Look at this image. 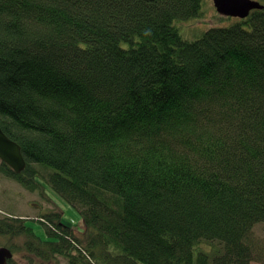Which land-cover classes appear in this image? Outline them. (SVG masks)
I'll list each match as a JSON object with an SVG mask.
<instances>
[{"label": "trees", "instance_id": "1", "mask_svg": "<svg viewBox=\"0 0 264 264\" xmlns=\"http://www.w3.org/2000/svg\"><path fill=\"white\" fill-rule=\"evenodd\" d=\"M202 16L203 0H0V128L26 162L0 174L45 182L84 227L42 217L44 241L0 215V234L48 264H264V8L184 39Z\"/></svg>", "mask_w": 264, "mask_h": 264}, {"label": "rangeland", "instance_id": "2", "mask_svg": "<svg viewBox=\"0 0 264 264\" xmlns=\"http://www.w3.org/2000/svg\"><path fill=\"white\" fill-rule=\"evenodd\" d=\"M235 20L237 19L218 15L212 0H203V16L201 18L191 19V21L179 23L176 26L184 39L192 41L210 28L229 27ZM40 183V188L30 192L16 181L0 174V212L3 213L0 215L4 217L7 214L19 220L25 219L26 225L31 227L33 232L44 241L51 239L48 238L46 228L39 221H44L42 217L48 215H61L62 222L73 227L75 234L81 235L84 232V227L79 212L63 201L45 182L40 181ZM254 234L258 238H264V225H258L254 229ZM25 242L26 237L22 235L11 238L0 236V247L14 246L18 248L17 253L11 259L13 264H48L46 261L40 262L32 255L30 256L25 249ZM209 246L217 248L215 245L209 244ZM56 264H67V261L58 257ZM250 264L260 263L253 261Z\"/></svg>", "mask_w": 264, "mask_h": 264}, {"label": "water", "instance_id": "3", "mask_svg": "<svg viewBox=\"0 0 264 264\" xmlns=\"http://www.w3.org/2000/svg\"><path fill=\"white\" fill-rule=\"evenodd\" d=\"M217 14L222 17L245 19L254 10H263V5L255 0H212ZM0 161L15 174L22 173L26 162L20 146L9 139L0 128ZM13 258L7 248H0V264H8Z\"/></svg>", "mask_w": 264, "mask_h": 264}, {"label": "flooded vegetation", "instance_id": "4", "mask_svg": "<svg viewBox=\"0 0 264 264\" xmlns=\"http://www.w3.org/2000/svg\"><path fill=\"white\" fill-rule=\"evenodd\" d=\"M1 214H3L2 212H0ZM5 219L9 220L11 218V216H8L7 214L4 215ZM6 233V232H4ZM6 234H0V236H5ZM0 248H7V247H0ZM8 249V248H7Z\"/></svg>", "mask_w": 264, "mask_h": 264}]
</instances>
